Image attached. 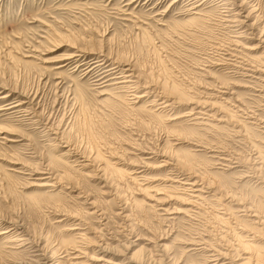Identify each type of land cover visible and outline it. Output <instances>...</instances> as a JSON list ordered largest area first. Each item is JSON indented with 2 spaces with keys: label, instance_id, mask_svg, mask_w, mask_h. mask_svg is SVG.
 Segmentation results:
<instances>
[{
  "label": "rangeland",
  "instance_id": "374dc122",
  "mask_svg": "<svg viewBox=\"0 0 264 264\" xmlns=\"http://www.w3.org/2000/svg\"><path fill=\"white\" fill-rule=\"evenodd\" d=\"M0 90V264H264V0H0Z\"/></svg>",
  "mask_w": 264,
  "mask_h": 264
},
{
  "label": "bare ground",
  "instance_id": "6f19581e",
  "mask_svg": "<svg viewBox=\"0 0 264 264\" xmlns=\"http://www.w3.org/2000/svg\"><path fill=\"white\" fill-rule=\"evenodd\" d=\"M131 74H132V73H131ZM0 91H1V90H0ZM5 97H6V96H1V95H0V101L3 100ZM7 99H8V98H7ZM22 100H23V99H22ZM19 101H21V100L19 99ZM18 103H19V102H18ZM23 103H24V101H23ZM20 104H21V103H20ZM20 104H19V106H20ZM21 106H22V105H21ZM9 107H10V106H9ZM14 107H15V106H14ZM14 107H10V108H7V107L5 108V107H4V108H0V110H3V111H8V110H10V111H11V109H13ZM17 107H18V106H17ZM14 110H16V109H14ZM10 111H8V112H10ZM11 112H12V111H11ZM7 132H8V131H7ZM14 140H15V139H14ZM11 141H13V140H11ZM45 184H46V183H45ZM46 185H48V184H46ZM20 240H21V239H20ZM75 257H76V256H75ZM72 258H73V256H72ZM97 261H101V258H99V259L97 258ZM109 262H111V261L109 260ZM140 262H141V261H140ZM72 264H74V263H72ZM113 264H117V263H113ZM135 264H136V263H135ZM140 264H144V262H143V263L141 262Z\"/></svg>",
  "mask_w": 264,
  "mask_h": 264
}]
</instances>
